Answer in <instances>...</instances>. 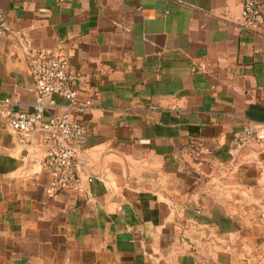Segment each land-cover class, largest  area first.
Returning a JSON list of instances; mask_svg holds the SVG:
<instances>
[{"label": "crops", "instance_id": "1", "mask_svg": "<svg viewBox=\"0 0 264 264\" xmlns=\"http://www.w3.org/2000/svg\"><path fill=\"white\" fill-rule=\"evenodd\" d=\"M242 0H0V264H264V24ZM77 75L80 187L50 191L29 54ZM44 116L66 111V101Z\"/></svg>", "mask_w": 264, "mask_h": 264}, {"label": "built area", "instance_id": "2", "mask_svg": "<svg viewBox=\"0 0 264 264\" xmlns=\"http://www.w3.org/2000/svg\"><path fill=\"white\" fill-rule=\"evenodd\" d=\"M242 18L246 27L260 28L264 24V0H242ZM11 27L0 11V34L8 35ZM32 75L36 86V99L31 112L12 111L8 122L14 131L44 128L45 153L43 165L52 174L50 191L80 187V151L87 138L85 124L72 116L90 107V100L79 97L76 74L68 69L66 59L58 52L42 50L29 54ZM53 96L66 101V111L52 114L44 123V116L51 106L57 105ZM255 142H264V124L244 127L236 132L231 144L234 153L241 152Z\"/></svg>", "mask_w": 264, "mask_h": 264}]
</instances>
